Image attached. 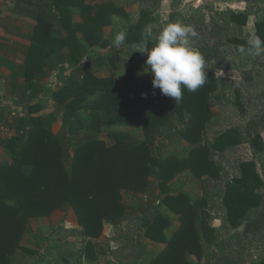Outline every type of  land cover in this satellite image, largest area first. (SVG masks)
Returning a JSON list of instances; mask_svg holds the SVG:
<instances>
[{"label": "trees", "instance_id": "16d2710c", "mask_svg": "<svg viewBox=\"0 0 264 264\" xmlns=\"http://www.w3.org/2000/svg\"><path fill=\"white\" fill-rule=\"evenodd\" d=\"M51 1L60 14L59 28L48 19L39 20L22 76L28 89L38 79L36 90L53 60L69 67L59 73V88L47 90L35 105L28 104V114L14 128L16 135L0 141L10 156L9 161H0V264H30L40 255L41 247L48 246L44 230L37 233L39 238L34 236L33 249L20 246L23 236L33 233L31 222H41L67 206L75 211L87 246L92 247L90 240L102 236L106 223L120 232L127 217L123 194L147 193L154 185L152 178L159 195L155 207L149 209L152 216L146 222L145 237L167 244V248L161 253L141 252L135 256V264H203V259L204 264H264V257L245 244V238L252 235L259 239L256 247L264 249L263 136L248 127L257 156L241 163L240 177L225 181L223 186V174L214 157L240 145L243 133L233 129L214 143L202 140L207 126L218 119L211 109L213 102L233 90L229 79L216 78L222 61L220 48L227 45L240 52L248 38L244 29L250 12L215 13L209 6L212 26H199L197 32L209 36L197 45L205 59L206 82L196 92L182 89L183 99L175 105L173 98L161 92L154 96L155 90L129 85V76L141 68L134 66L133 55L123 57L121 51L154 44L150 37L153 30L149 33L141 24L146 20L144 14L140 21L133 16L122 19L118 0L96 7L84 0ZM137 2L148 9L158 0H133L128 5ZM77 5L80 11L74 10ZM76 13L84 18L83 24L72 23ZM110 25L113 34L105 40L103 30ZM255 29L264 40V18L255 22ZM119 31L126 32L123 48L113 45ZM211 41L213 45H209ZM107 45L109 50L95 58L102 60L103 66L83 63L89 52ZM112 62H116L114 67ZM108 68L122 72L123 78L98 75ZM46 109L52 111L45 114ZM127 128L137 129L140 137L126 132ZM157 137L170 144L187 142L188 146L166 157L164 145H156ZM184 176L199 181L209 177L216 184L214 197L204 194L201 198L203 208L180 189ZM215 199H221L226 210L228 230L244 226L242 235L226 241L220 230L210 226ZM208 205L211 210L207 212ZM176 219L181 220L179 229L173 225Z\"/></svg>", "mask_w": 264, "mask_h": 264}, {"label": "rangeland", "instance_id": "374dc122", "mask_svg": "<svg viewBox=\"0 0 264 264\" xmlns=\"http://www.w3.org/2000/svg\"><path fill=\"white\" fill-rule=\"evenodd\" d=\"M118 1L120 6L123 7L119 11L120 16L123 17L122 19H124V16H133L140 21V17L144 14L146 20L141 22V24L145 28L151 26L153 32L151 31L150 37L153 42H155L159 31L169 23L182 22L185 25L192 26L196 32H198L199 26L208 25L211 27L212 10L215 13L218 10H233L235 12L248 10L250 17L248 25L244 29V36L248 35V37L252 34L256 35L255 22L264 18V0L230 2H224L223 0H158L154 7L149 5L148 9L145 3L137 2V4L129 6L128 4L133 0ZM211 2H214L215 5H211ZM209 6L212 7V10L209 9ZM151 10L154 11L151 12ZM147 19L150 20L148 21ZM111 28L113 29V26ZM111 28L105 27L102 36L105 40H110L113 34ZM206 38L208 39L209 36L197 35L191 41L192 47L199 50L202 55L203 53L197 45L200 42L206 41ZM213 43L211 41L209 45H213ZM107 46L96 53L94 51L89 52L83 59V63L87 64L91 62L94 65L95 62L94 66L97 68L103 66V61H95V58L103 56L109 50V46ZM123 47V45L119 46V48ZM140 49L141 47H136L121 51L123 57L133 55L134 66L141 68L135 69V73L129 76V85L131 88H147L148 92L155 90L154 96H159L161 91L158 88H153L152 76L145 71L147 54L141 53ZM220 49L222 50V56L219 61H222L216 72V78L224 77L229 79L232 82L233 90L232 93L229 92L224 97L219 95L221 99L213 102L211 109L218 115V119L207 126L202 140L214 143L219 140L221 135L233 129L241 130L243 133L240 145L229 148L224 153H218L214 157V161L220 166L223 174V186L225 181L240 177L241 163L252 161L257 156H255L251 145L250 138L253 135L250 136L248 134V127L251 126L253 128V133L260 132L264 139V57H253L246 53L236 52L233 47L227 45L221 46ZM112 64L114 67L116 62H112ZM122 74V72L115 70V68H108L99 72L98 75L100 77H112L116 80H121L123 78ZM252 121L253 124L251 123ZM56 127L60 128L57 124ZM125 131L132 132L136 137H140L137 129L127 128ZM100 138L109 141L106 135H101ZM156 139V145H164L163 155L166 157L181 152L188 146L187 142L174 144L171 142L170 144V141L164 140V137H157ZM151 180L154 185L147 193L139 196L127 193L123 194L122 203L126 205L127 217L121 222L120 232H116L113 225L106 223L102 236L98 239L90 240V243L93 244L92 247L86 245L81 231L82 228L79 226L78 217L69 206L54 212L41 222L32 221L31 230L33 233L25 234L20 246L33 249L36 246L34 236L36 238L40 237L39 230H44L48 233L46 237L48 246L43 245L40 249V255L33 257L30 264H65L66 262H70L69 264H135V256L139 253L144 251L156 252V250L161 248V245H155V243L145 237L146 222L151 220L152 216L149 209L155 207L159 195V188L156 186V182L154 183L155 179L152 178ZM182 185L180 189L191 197L192 202L199 201V208H203L200 200L204 194L214 197L212 195H214V186L216 184L209 177H204V179L199 181L184 176ZM214 203L215 207L213 206L211 211L212 218L214 217V219L210 225L211 227H216V225L220 227L221 220L215 219H224L226 210L221 204V199H215ZM207 208L208 212V210H211V205H208ZM173 225L175 229L180 228L182 225L181 220L176 219ZM224 226H221L220 229L223 239L226 241L231 236L236 237L243 234L242 228L231 231L228 230L226 225L224 231ZM258 241V237L255 238L252 235L245 238V244L254 252L259 250L256 247ZM236 244L235 242L233 245L235 246ZM255 254L257 253L255 252Z\"/></svg>", "mask_w": 264, "mask_h": 264}, {"label": "crops", "instance_id": "0c3cea01", "mask_svg": "<svg viewBox=\"0 0 264 264\" xmlns=\"http://www.w3.org/2000/svg\"><path fill=\"white\" fill-rule=\"evenodd\" d=\"M84 1L87 5L96 7L108 4L110 0ZM74 10L80 11L81 9L77 5ZM42 18L50 20L56 28H59L60 14L52 5L51 0H0V119L6 121L13 128H16L21 119L28 114V104L35 105L44 98V93L47 90H56L60 87L62 83L59 79V73L62 68L69 67L68 64L60 65L53 60L50 66L46 68V76L38 83V89L35 90L34 88L38 79L33 80V88H27L22 72L29 57L36 27ZM84 21L79 13H76L72 19V23L75 25H81ZM111 26L113 25L106 27L111 28ZM78 37L82 38V35L79 34ZM64 52L68 53V50ZM52 104L51 102L50 105ZM51 111L52 109H46L43 113L46 114ZM9 160V156L0 145V161ZM259 170L262 175L261 167ZM211 219L213 220L214 217ZM215 220H221L220 225L226 226V214L224 219ZM220 227L218 225L212 226L213 229L221 231ZM240 228L244 231V226ZM158 244L161 245V248L156 252H164L167 244L155 243V245ZM255 252L264 257V249L259 248ZM192 258L197 261L195 257ZM202 263L204 264V259Z\"/></svg>", "mask_w": 264, "mask_h": 264}, {"label": "clouds", "instance_id": "9594fccd", "mask_svg": "<svg viewBox=\"0 0 264 264\" xmlns=\"http://www.w3.org/2000/svg\"><path fill=\"white\" fill-rule=\"evenodd\" d=\"M146 30L151 33V26ZM198 33L182 22L164 26L155 38L151 48L141 46V53L147 54L145 71L152 76L153 88H158L165 96L171 97L175 105L183 99L182 89L196 92L206 82L205 59L191 41ZM126 32L119 31L113 37V45L119 48L125 42ZM239 51L253 57H264V40L250 35Z\"/></svg>", "mask_w": 264, "mask_h": 264}, {"label": "built area", "instance_id": "2783aa9c", "mask_svg": "<svg viewBox=\"0 0 264 264\" xmlns=\"http://www.w3.org/2000/svg\"><path fill=\"white\" fill-rule=\"evenodd\" d=\"M17 1V0H12ZM16 135V130L6 121L0 119V140H9Z\"/></svg>", "mask_w": 264, "mask_h": 264}]
</instances>
